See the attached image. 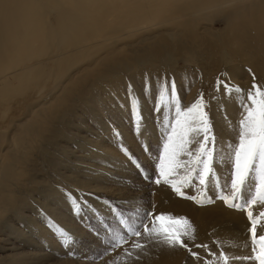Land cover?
<instances>
[{
  "label": "bare ground",
  "instance_id": "obj_1",
  "mask_svg": "<svg viewBox=\"0 0 264 264\" xmlns=\"http://www.w3.org/2000/svg\"><path fill=\"white\" fill-rule=\"evenodd\" d=\"M72 10L80 11L81 17L74 16ZM206 15L209 22H203ZM177 24L181 28L173 33L172 25ZM214 25L222 26L221 35ZM163 29H168L169 40L179 41L177 46L186 52L181 55L183 60L195 54L200 73H212L211 90L217 77L245 93L253 83L264 88V0H0V108L28 96L33 84L45 82L46 77L53 88L60 79L68 82L65 94L55 95L52 88L53 92H46L45 104L38 101V106L30 107L26 123L55 120V124L47 125L50 135L40 128L41 140L36 142L38 134L32 133L33 125L20 127L17 134L14 130L9 135V131H1L0 264H51L54 253L72 258L73 264H180L186 258L184 248L159 247L146 233L134 237L119 223L120 217L139 223L136 213L142 215L145 210L154 215L187 217L191 222L187 230L191 233L195 229V239L186 242L189 247L202 245L197 252H210L211 244L216 242L225 246L229 254V243L236 246L238 240H244L242 229L247 224L237 210L219 208L220 203L198 210L192 202L177 199L172 189L146 181L144 177H152L154 170L143 150L153 147L152 141H146L147 136L144 140L125 132L124 125H120L121 106L114 108L119 117L110 111L113 107L108 104L114 101L106 98L112 94L120 101L123 98L118 89L125 81L120 78L129 77L133 70L142 76L143 66L147 73L161 72L159 65L168 68L172 64V56L165 49L168 46L157 34ZM132 40L142 42L132 45ZM63 69L66 70L60 75ZM215 92L213 97L224 95L222 88ZM73 102L81 103V107L77 109ZM214 102L218 107L223 104L216 99ZM91 105L100 106L106 118H112L116 136L104 118L100 122L102 116L92 113ZM144 109L145 105L138 104L139 121L141 116L145 119L141 133L147 135L146 128L158 132L159 126H153ZM74 116L100 123L94 124L95 133L91 130L77 134L72 130L71 136L78 137L72 143L74 149L86 153L79 151L75 156L83 160L67 162L64 170H59L62 157L69 153L61 151L58 129ZM98 132H105L100 140L95 138ZM107 135L115 140L109 143ZM30 150L28 157L24 153ZM35 153L39 162H44L48 179L52 178L61 190L41 180L19 184L20 178L35 172L31 168ZM66 196L72 198V209L61 199ZM75 197H80L79 206ZM73 218L84 221L79 227ZM62 231L73 237L71 246L62 244ZM113 232L120 240V246L115 248L109 234ZM135 243L145 248L136 249Z\"/></svg>",
  "mask_w": 264,
  "mask_h": 264
},
{
  "label": "rangeland",
  "instance_id": "obj_2",
  "mask_svg": "<svg viewBox=\"0 0 264 264\" xmlns=\"http://www.w3.org/2000/svg\"><path fill=\"white\" fill-rule=\"evenodd\" d=\"M72 13L74 16H77L78 19H79V17H81V13L78 10H72ZM188 20H190V19H188ZM204 21L209 22V16L208 15H206L203 18V22ZM180 28H181V24L172 25L171 30L174 33L176 30H178ZM168 29H163V30L157 31V34L161 35V37L164 38L165 42L163 45L168 46L165 49L172 56V60H173L172 64H170V66L168 65V68H167V66L165 67L164 65H159V67H160L159 71H161V72L149 70L150 72H147V73L145 72V66H143V67H140V69L143 73L142 76L136 75V73H135L136 70H133L132 73L129 75V77L124 76L123 78H120L121 82L125 81V85L121 83L120 89H118L119 92L123 94V96H122L123 98H121V101H120L117 98H114L115 95H113V94L109 95L106 98V100H108V101L113 100L114 101L113 103H111V106H110V104H108L109 107H111V108L113 107L112 109H110V111H111V113L116 115L115 117H117V115L119 117V113L116 114L114 112V108H116L117 106L119 108L121 106L122 107L121 109L124 110L125 112L120 110L121 115L123 114L122 120H121L122 123L120 125H124L123 129L125 130V132L132 137H133V135H131V134L133 133L138 138L144 139V140H146L145 138L147 136L146 141H148L149 138L152 141L153 147H150L149 149H153V150L146 149V150H143V152H145L146 153L145 155L147 157H149L151 160L149 162V164H151L150 166L152 167V170H154V171H152V175H153L152 177H154L153 178V182H154V179L156 178V176L159 175L158 165L165 162L163 160V157L165 156L164 144L167 142V140H165L166 138H164V137H167V135L171 131L172 127H176L177 133L181 132L180 126L176 125V123H175V121L177 119L176 109L171 104L165 105L163 107L162 111L156 110V108L159 107V104L157 102V92L161 87V82L164 81L165 78H167L168 81H171L172 79L175 80L176 86H177V92H178V100H179L181 107H183V108H186L187 106L191 105L198 98L199 94L203 93L205 101L207 102V108L205 109V111H207V113H208V118H209L210 123H211L212 133L215 136V152H216L214 163H213V168H214V172H215V182L210 181L207 184L206 189H204V191L207 192L206 193L207 197L211 198V200H213L214 203H220L221 204V206L219 205V208H222V209L225 208V209H229L232 211H236V209L228 208L222 200L217 199V194L218 193L222 194L221 188L224 187L226 181H228L229 176H230V171H231L230 166L222 161L221 156L223 155V153L226 150V144H228V143L234 144L237 141V132L233 131V127L237 124L238 120L240 119L241 109H240L239 105L237 106V108L230 106L233 103H236V104L238 103L235 96L233 98H228L225 96V94L224 95L218 94V96L212 98L213 92L215 90V87H213V89L211 90L212 87L210 86L212 73H210L209 71H208V74H204V75L202 73H200L201 70H199L197 68L198 67L197 65L199 63L196 60V58H194L195 54H193L190 59L183 60L181 58V55H183L186 52H184L182 49L180 50V46H177V43L179 41L169 40L170 35L168 33ZM214 29L217 30L216 33L218 35H221L222 29H223L222 26L214 25ZM131 42H132V45H138L142 41L132 40ZM123 46H124V44L119 45V47H123ZM135 47H137V46H135ZM135 47H133L131 49V51H133ZM43 48H44V51L46 52L47 51L46 44L44 45ZM45 52L42 53L41 56H39L40 62H43V58H41V57H43ZM19 58L21 59L20 56H19ZM125 63H127V62H125ZM64 70H66V69H63L62 72L60 73V75L64 72ZM186 70H189V72ZM192 71L194 72L193 74H192ZM196 71H199V72H196ZM184 73H187V74H184ZM27 84H29V83L27 82ZM65 84H68V82H65V80L60 79L58 85L55 88H53L52 84L50 83L49 78L46 77L45 82L37 83V85L33 84L35 87L30 92V94L28 96L18 98L16 100L17 101L16 103L10 102L9 106H5L3 108H0V135L1 136L4 135V133L1 132L2 130H4L6 133H7V131H9L8 135L13 130L17 134V133H20V127L29 128L32 125H33L32 133L36 132V134H38V140L36 142L41 140V137L39 134L40 128H41V130H45L46 135H50L48 133V131L46 130L47 125L49 123L55 124L53 122L55 120L52 121L49 119V120H46L47 122L46 121H45V123L41 122L37 125H34L30 122L26 123L29 120V117L31 115L29 110H31L30 107L33 105L38 106L39 104H45V102H47V100L46 101L44 100V97L47 94L46 92L48 90H52V92H53V89H54L55 95L65 94ZM144 85H145V87H144ZM151 85H152V87H150ZM66 88L70 89L69 85H67ZM215 93H218V92L216 91ZM138 97L141 99L138 100ZM133 99H135V105H133ZM215 99L219 100L220 102L222 101L223 104H219V107L213 105L215 103L214 102ZM38 101H39V104H37ZM229 101H230V104H228L226 106V104ZM73 104H74V107H77V109H79L81 107V103H79V102L78 103L73 102ZM138 104L140 106L145 105L146 109H144V110H145L146 114L148 113L147 117H149V120L152 122L154 127H155L156 123H157L156 126H159L158 132H152V129L147 130V128H146L147 135L141 133L142 124H143V121L145 119L143 118L142 122L139 121L140 115L138 114ZM123 105H125V107H123ZM126 106L128 107L127 108L128 110L125 109ZM91 111L93 114H97L99 116H102L100 118V120H101L100 122H103L105 119L107 122V125L111 128L110 131H112V134L114 136H116L117 131L115 129H113L112 126L114 124H112L110 122V120L112 121V118H110V119L106 118L107 115H106L105 111H103L100 106L91 105ZM91 111H90L89 115L86 117L87 119H90ZM163 117H166L167 119L164 120ZM179 118L181 120H183V117H179ZM127 120H129V121L127 122ZM100 122H98V123H100ZM90 123L83 120L82 118H78V117L74 116V117H71L70 119H68V121L66 123L62 124L60 126V129H58V132L62 135V137H59V139H58L59 146L61 147V151H65V152L69 153V154L65 155L64 159L62 157L61 166L58 167L59 170H64V166L67 164V162H72V161L77 162V160H83L81 158H77L75 155H78V153H80L79 151H81L82 153H86V152L83 149L79 150V151L74 149L75 146L72 143L76 142L78 140V137L71 136L72 135L71 133H72V130L76 131L77 134L84 133V132L89 133L91 130H94V133H95L97 126L96 125L94 126V124H98V123H96V119L92 120V122H90ZM104 134H105V132L104 133L98 132L95 134V138L100 140V137L104 136ZM8 135H6L5 137L8 138ZM83 135L86 136V140L89 139L87 134H83ZM114 136L107 135V137H108L107 141L108 140L110 142L114 141L115 140ZM117 138H118V140L122 141L121 138H119V137H117ZM104 140H106V139H104ZM175 140L177 143L179 142V135H177L175 137ZM6 146H7L6 144L4 146H2L3 149ZM31 153H32V150H30L24 154L26 156L30 157ZM151 153L152 154L154 153V155L151 156ZM81 156H83V155L81 154ZM145 159H146V157H145ZM181 159H184V157H181ZM39 160L40 159L38 158L37 153H35L33 155V163L31 164V168L33 170H35V172L32 171V172H30V176H24L23 178H20L19 184H22V182H26V181L41 180V181L47 182V184L49 185L50 188H52L54 190H61V188H59V186L52 183L53 182L52 178L50 180L48 179L47 168H46L44 162H39ZM132 161H133V158H132ZM145 162H148V160H146ZM21 166H25V165H21ZM136 167H138V166H136ZM31 175H33V176H31ZM192 175L195 176V174H192ZM184 178L185 177L182 174L180 176L173 177L172 179L179 182L181 180H184ZM197 179L198 178H194L192 180V184L190 186L186 183L182 186V191L184 192L183 196L178 195L172 189V187L169 184L164 183L163 180L160 184L164 185L165 188L168 187L167 189L169 191L172 189L170 192L172 194L174 193L173 195L175 197H177V199L187 201L189 203L192 202V205L197 207L198 210L202 207L214 205V203H212V204H207L206 206H201V205L197 204L196 201L187 198V197L195 196V197H197V199H201L202 189L198 185ZM254 186H255V182L250 180L249 184H248V189H252V188H254ZM208 190H209V192H208ZM224 190L227 191L226 188ZM29 194H30V196H32L30 192H29ZM208 194H209V196H208ZM248 194H249L248 191H245V193H244L245 198H247ZM32 198H35V197L32 196ZM79 198L80 197H75V201H76L77 205L79 203L78 202ZM61 199L70 208L72 207V205H74V204H72V198L71 197L66 196V198H61ZM194 206H192V207H194ZM248 210H251L253 212V218L254 219H257V218L259 219V223L257 225V235L258 236L264 235V216L260 215V213L262 211H264V205H261L258 202L256 205L251 206ZM236 212L240 213L242 215L243 219H245L247 227L242 229V231L245 234L244 240H242V239L238 240L239 242L237 241L236 246H233L232 243L228 244L229 249L232 250V251L229 250V254H228V252H225L226 251V250H224L225 246H222L216 242L211 244L213 246L212 247L213 250H210V252H208V251L203 252L204 254L201 252L200 249H199L200 254L198 253L199 251L198 252L196 251L199 247H196V246L191 247L190 246L189 248L191 249V252L188 249L186 250L184 248L186 258H184V260L180 264H187L189 261H190V263L193 262L192 264H224V260H223L222 256L226 255V254H228L229 257H230V255L234 256L233 254H235L234 257L228 258L227 264H257V262L254 259H249V260L235 259V257H245V256H252L253 255L251 236L247 230V228L250 227V222L248 221L246 211L237 210ZM200 213L202 214V212H200ZM120 218H118V219H120ZM73 219L75 220V222L77 223V226H79V227H80V223H82L84 221V218H73ZM128 219H129L130 223L133 220L130 217ZM243 226L244 225H242V227ZM89 230H90V228H87L86 231L88 232ZM108 231L110 232V230H108ZM109 234L113 238L116 233L114 234V232H113V233H109ZM230 244L234 248H232ZM240 244H242V245H240ZM37 245H40V243H38ZM234 249L235 250L238 249L237 250L238 252L234 251ZM257 251H258V249H257ZM192 252H195L197 255L193 256L191 254ZM231 252H233V253L231 254ZM228 255H226V256L228 257ZM50 257H52V259H53V260H51V264H73L72 261H74L72 258L64 257L58 253H54ZM231 258H234V259L232 260Z\"/></svg>",
  "mask_w": 264,
  "mask_h": 264
},
{
  "label": "snow or ice",
  "instance_id": "obj_3",
  "mask_svg": "<svg viewBox=\"0 0 264 264\" xmlns=\"http://www.w3.org/2000/svg\"><path fill=\"white\" fill-rule=\"evenodd\" d=\"M253 79H255L254 76ZM221 88L226 97L233 98L235 96L241 109V115L233 127V131L237 132V141L234 144H226V150L221 156L222 161L230 166L231 171L228 181L221 188L222 194L218 193L217 199L222 200L228 208L246 211L250 222L248 232L251 236L253 255L235 257V259H254L257 264H264V235H257L259 219H254L253 212L248 210L258 202L264 205V88L253 83L245 93L239 86H234L231 82L217 77L215 90L219 92ZM157 102L159 104V107L156 108L157 111H162L167 104H171L176 109L175 123L180 126L181 132L177 133L176 127H172L168 133L167 142L164 144L165 156L163 160L165 162L158 165L159 175L156 176L154 182L159 185L163 180L178 195L183 196L182 186L185 183L190 186L192 180L198 178L197 183L202 189L201 199H197L195 196L187 198L196 201L201 206L214 203L204 191L210 181L215 182L213 163L216 152L215 136L212 133L208 113L205 111L207 102L203 93L199 94L191 105L183 108L178 100L175 80L168 81L165 78L157 92ZM133 105H135V99H133ZM179 117H183V120ZM142 119L141 116V122ZM163 119L167 118L163 117ZM177 135H179L178 143L175 140ZM182 174L185 177L184 180L177 182L172 179ZM144 179L153 182L151 176H145ZM250 180L255 182L252 189H248ZM225 188L227 191L224 190ZM245 191L249 193L247 198L244 196ZM136 215L139 217V223L135 219L131 223L128 218L119 219V223L132 236L139 237L142 233H146L159 247H179L191 252L186 239H195V229L192 228L191 233L187 230L191 228V222L187 217H175L170 213L154 215L151 210H145L142 215L137 212ZM260 215L264 216V211ZM150 218L152 219L151 226H149ZM61 237L62 244L71 246L73 237L70 234L62 231ZM113 240V248L120 246L119 239L113 237ZM134 246L139 250L145 248V245L140 243H135ZM195 246L201 247L202 245ZM203 247L207 246L203 245ZM191 254L197 255L195 252ZM222 258L224 264H227L228 257L223 255Z\"/></svg>",
  "mask_w": 264,
  "mask_h": 264
}]
</instances>
